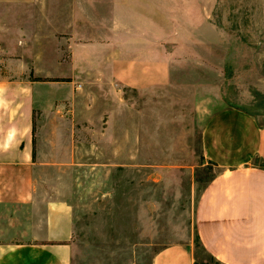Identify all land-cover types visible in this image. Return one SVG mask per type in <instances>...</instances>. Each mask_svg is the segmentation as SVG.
<instances>
[{"label":"crops","instance_id":"crops-1","mask_svg":"<svg viewBox=\"0 0 264 264\" xmlns=\"http://www.w3.org/2000/svg\"><path fill=\"white\" fill-rule=\"evenodd\" d=\"M33 1L0 0V264H72V208L40 198V164L58 140L124 142L125 120L113 117L124 90L171 85L182 47L204 42L205 3L71 0L68 30L31 58L26 25L9 20ZM202 156L217 171L195 205L200 244L222 264H264V124L236 106L217 110L203 126ZM152 264H194L192 247H167Z\"/></svg>","mask_w":264,"mask_h":264},{"label":"rangeland","instance_id":"rangeland-1","mask_svg":"<svg viewBox=\"0 0 264 264\" xmlns=\"http://www.w3.org/2000/svg\"><path fill=\"white\" fill-rule=\"evenodd\" d=\"M70 2L14 6L9 21L26 25L31 58L68 30ZM204 3V42L182 47L171 85L124 90L123 114L113 116L125 120L124 142L74 137L69 148L58 140L40 164V198L72 208V264H152L180 244H190L194 264H222L202 247L194 224L200 190L217 171L202 156V132L208 117L228 106L264 124V0ZM66 151L72 156H58ZM12 240L24 238L15 232Z\"/></svg>","mask_w":264,"mask_h":264}]
</instances>
